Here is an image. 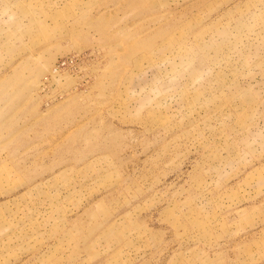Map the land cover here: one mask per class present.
<instances>
[{
    "label": "rangeland",
    "instance_id": "1",
    "mask_svg": "<svg viewBox=\"0 0 264 264\" xmlns=\"http://www.w3.org/2000/svg\"><path fill=\"white\" fill-rule=\"evenodd\" d=\"M0 264H264V0H0Z\"/></svg>",
    "mask_w": 264,
    "mask_h": 264
}]
</instances>
